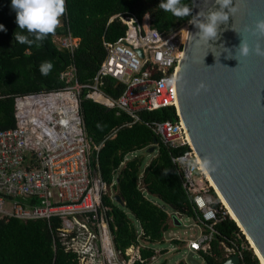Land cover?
<instances>
[{
	"label": "built area",
	"instance_id": "obj_1",
	"mask_svg": "<svg viewBox=\"0 0 264 264\" xmlns=\"http://www.w3.org/2000/svg\"><path fill=\"white\" fill-rule=\"evenodd\" d=\"M115 18L127 26L126 32L116 41H104L106 57L89 83L79 81L72 62L60 75L61 87L17 96L16 126L0 129V218L58 219L62 245L76 254L80 264L143 261L139 245L123 254L114 244L112 206L105 197L119 203L113 187L117 179L107 183L102 178L99 152L103 143L97 144L86 131L83 91L87 89L86 98L96 102H101L97 95L103 96L106 102L101 103L127 112L133 122L141 121L137 113L142 109L174 106L177 110V72L191 24L188 21L171 33H162L151 26L149 14L140 18L131 12L118 13L110 20ZM58 37L60 48L71 52L80 43L71 34ZM107 76L125 85L117 99L101 90ZM145 124L169 147L189 145L190 149L172 158L201 214L202 231L188 241V248L210 253L215 224L230 216L227 207L211 193L214 187L199 167L202 163L182 120ZM186 160L197 161V167L188 166ZM220 247L226 260L237 255L239 264L249 248L235 240L220 241Z\"/></svg>",
	"mask_w": 264,
	"mask_h": 264
},
{
	"label": "trees",
	"instance_id": "obj_2",
	"mask_svg": "<svg viewBox=\"0 0 264 264\" xmlns=\"http://www.w3.org/2000/svg\"><path fill=\"white\" fill-rule=\"evenodd\" d=\"M159 3L160 0H65L62 25L38 45H28L14 39V33L21 31L17 29L16 14L10 7V0H0V24L4 25L0 30V129L16 126L17 96L61 87L64 82L60 75L72 62L81 83L92 80L106 57L104 41H116L127 29L118 18L110 20L113 15L131 12L141 18L148 13L151 26L162 33H171L189 21L187 17L178 18L164 12ZM69 34L80 38L73 52L59 48L53 41V36ZM45 60L53 64L47 76L39 71L40 63ZM124 89L123 83L110 76L104 77L101 85V90L114 99L119 98ZM86 93L87 89H84L82 111L86 131L97 144L103 143L99 152L102 178L107 183L117 179L113 187L124 202L121 207L105 197V202L112 206L114 244L123 254L130 246L139 245L143 261L137 260L133 264H150L157 251L141 242H164L165 233L171 229V216L148 195L159 197L197 223L201 215L172 159L190 149L189 145L169 147L145 124L177 121L179 115L174 106L142 109L137 113L141 121L133 123L134 118L127 112L86 98ZM153 145L156 154L145 166L143 156L135 153L143 149L148 151ZM211 193L219 204L220 198L212 187ZM129 213L139 221L140 228ZM59 225L58 219L0 218V264H80L76 254L62 245L57 232ZM215 229L217 233L210 253L201 252L208 264L226 261L220 241L235 240L249 246L237 222L230 216L215 224ZM175 242L184 241L177 239ZM177 264L188 263L181 260ZM242 264H259L250 246L243 252Z\"/></svg>",
	"mask_w": 264,
	"mask_h": 264
},
{
	"label": "water",
	"instance_id": "obj_3",
	"mask_svg": "<svg viewBox=\"0 0 264 264\" xmlns=\"http://www.w3.org/2000/svg\"><path fill=\"white\" fill-rule=\"evenodd\" d=\"M218 7L215 0H194L193 15ZM231 8L208 43L190 24L177 72V112L201 163L213 164L205 170L218 197L264 259V54L256 50H264V33L256 29L264 0H233ZM242 38L247 55L238 48ZM115 199L123 204L119 194ZM187 263L201 264L192 257ZM239 263L234 255L221 264Z\"/></svg>",
	"mask_w": 264,
	"mask_h": 264
},
{
	"label": "clouds",
	"instance_id": "obj_4",
	"mask_svg": "<svg viewBox=\"0 0 264 264\" xmlns=\"http://www.w3.org/2000/svg\"><path fill=\"white\" fill-rule=\"evenodd\" d=\"M218 8L201 14L192 15L194 0H160L159 8L166 13L178 18H189V23L198 27L197 35L199 39L205 40L207 43L210 39L217 37L218 25L222 21H227L228 14L233 0H215ZM10 7L15 12V21L20 32L14 33V39L18 43L37 45L42 42L49 34L53 33L60 23V18L65 12V0H10ZM227 9V11H225ZM148 14L145 13V18ZM4 29V25L0 24V30ZM256 29L264 33V19L256 22ZM26 33V34H25ZM32 37V38H29ZM241 55H247L248 47L243 38L238 46ZM257 52L264 54V50L257 47ZM53 64L49 60L42 61L39 65L41 75L47 76L52 70ZM171 84L172 81H169ZM186 164L190 167H197L198 162L195 160H186ZM201 169H211L213 164L210 159L204 158L203 163L199 164ZM178 212V211H176ZM231 217V216H230Z\"/></svg>",
	"mask_w": 264,
	"mask_h": 264
},
{
	"label": "rangeland",
	"instance_id": "obj_5",
	"mask_svg": "<svg viewBox=\"0 0 264 264\" xmlns=\"http://www.w3.org/2000/svg\"><path fill=\"white\" fill-rule=\"evenodd\" d=\"M59 25H62V18H60ZM53 41L60 48L58 44L59 37L53 36ZM135 154L143 156L144 165L146 166L150 162V160L155 156L156 151L148 152L146 149H143V150L136 152ZM130 156H133V155H130ZM148 198L152 200L153 202H155L156 204H158L164 210H166L168 214L171 216V219H170L171 229L165 233L164 242H144V241L141 242V245L152 247L157 252L160 251V253H163L161 252V250H167V251L170 250V255H167V253L164 254L165 256H168L166 258L164 255L157 253L156 259L151 260L150 264H163V263L164 264H177L181 260H185L187 262V259L189 257L195 258L201 264H208L205 258L199 252L192 251L191 249L188 248V241L197 238L202 231V227L200 224L197 223V220L183 213H180V212L176 213V210L172 208L171 205L165 203L164 201H162L159 197L155 195H148ZM119 204L120 203H118V205ZM129 215L133 218L136 225L140 228L139 221L131 213H129ZM174 216L178 218L180 223L176 222L173 219ZM177 239L183 240L184 242L176 244L175 240ZM185 241L187 242V246H185ZM247 242L249 243L250 248H252L249 240H247ZM259 262H260V259H259Z\"/></svg>",
	"mask_w": 264,
	"mask_h": 264
},
{
	"label": "bare ground",
	"instance_id": "obj_6",
	"mask_svg": "<svg viewBox=\"0 0 264 264\" xmlns=\"http://www.w3.org/2000/svg\"><path fill=\"white\" fill-rule=\"evenodd\" d=\"M97 100H99V101H101V102H103V103H105L106 102V100H105V98L103 97V96H101V95H97ZM100 102V103H101ZM112 108V107H111ZM135 122H137V121H135ZM135 122H133V123H135ZM205 170V169H204ZM206 171V170H205ZM211 183L213 184V186H214V183H213V181H211ZM223 201L225 202V204H226V201L223 199ZM226 206L228 207V211H229V214H230V216H232L233 218L235 217L234 216V214H233V212L231 211V209L229 208V206L226 204ZM254 246V245H253ZM256 252H257V254L259 255V258H260V263L261 264H264V259H263V257L260 255V253L258 252V250L256 249Z\"/></svg>",
	"mask_w": 264,
	"mask_h": 264
},
{
	"label": "crops",
	"instance_id": "obj_7",
	"mask_svg": "<svg viewBox=\"0 0 264 264\" xmlns=\"http://www.w3.org/2000/svg\"><path fill=\"white\" fill-rule=\"evenodd\" d=\"M176 243V242H175ZM176 244H178V243H176ZM176 246V245H175ZM185 246H187V242L185 241ZM177 247V246H176ZM161 252H163V253H160V251L159 252H157V253H160L161 255H164V254H166L167 253V255H170V250H165V251H163V250H161ZM169 253V254H168ZM156 256H157V254H156ZM156 256L154 257V259H156ZM165 256V255H164ZM166 257H168V256H165V258ZM190 258V257H189ZM164 264V263H163Z\"/></svg>",
	"mask_w": 264,
	"mask_h": 264
}]
</instances>
